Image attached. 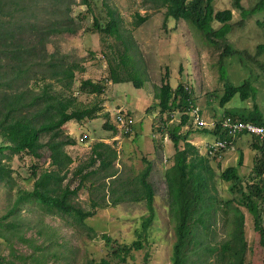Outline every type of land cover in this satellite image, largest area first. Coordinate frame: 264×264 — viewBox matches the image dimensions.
<instances>
[{
  "label": "rangeland",
  "instance_id": "obj_1",
  "mask_svg": "<svg viewBox=\"0 0 264 264\" xmlns=\"http://www.w3.org/2000/svg\"><path fill=\"white\" fill-rule=\"evenodd\" d=\"M7 2L8 8L15 12V21L10 27L17 29L23 26V36H26L24 30L32 23L40 28H50L56 22L59 23L58 27L66 26L74 30L51 31L46 44L47 55H53L66 67H82L84 72L75 69L76 77L70 86L55 80L47 82L53 84L54 91L76 97L77 108H98L99 117L71 120L64 126L65 135L72 138L75 144L65 146L72 163L62 186L69 183L74 189L83 174L97 170L84 182L86 187L71 197L78 207L94 212L93 216L79 224L66 214L46 215L37 205H22L21 215L29 225H24L18 232L20 236L13 237L10 244L0 238V261L37 264V257L45 251L64 254V259L60 260L48 257V264H97L107 257L104 250L106 241L102 239V235L107 234L121 244L141 240L143 248L132 252L122 264H171L175 234L174 224L166 210L168 189L164 177L166 170L174 164L176 152L169 132L181 123V114L176 111L172 120L168 121V115L162 113L154 98L156 87L163 81L172 88L184 85L208 122L225 117L227 111L252 110L254 105L264 115V0H240L241 7L237 6V0H215L214 12L230 10L233 19L225 24L229 29L227 34L213 37L211 42L186 20H166V9L151 0H89L90 5L84 4L83 0ZM138 16H146L147 21L139 23ZM112 19L118 21L119 33L110 34L97 28L96 24L106 28ZM211 26L220 29L223 25L214 20ZM127 47L131 54L128 62L140 78L141 87L136 86L134 80L111 81L112 68L124 71L121 62ZM45 65L32 63L30 68L32 72H41L45 71ZM83 80H90L104 90L93 94L82 87ZM245 82L251 85L248 100L244 101L238 93L227 104H221L226 83L241 86ZM28 83L34 92L42 90L36 85L32 86L34 81ZM15 87L13 85L10 92H15ZM118 114L134 121L130 132L122 130L126 123L125 119L117 122ZM189 116V123L182 126L179 133L184 136L191 131L188 140L202 155L205 145L211 143L212 139L190 125L194 122V116L192 113ZM47 139L43 137L44 142ZM229 140H232V144L221 157L217 160L209 158V164L215 170L219 199L233 197L229 190L230 183L220 177L222 172L228 167H236L239 175L248 182L252 178L257 155L240 138L229 137ZM99 142L109 144L118 154L116 162L105 171L99 170L98 162L93 167H87L93 156V148ZM180 146L184 148L183 140ZM8 157H11L10 161ZM240 158L243 160L241 166ZM0 159L12 167L14 178L12 188L0 183L1 217L13 204L19 188L32 190L35 182L32 172L39 175L44 170L52 169V166L47 148L41 150V157L38 158L25 153L12 155L10 150H6L3 155L0 154ZM148 164L152 168L149 182L155 191V219L147 234L140 230L151 212L144 200L135 201L133 198L139 191V178ZM81 167L84 168L83 173L76 174ZM111 172L116 175L108 178ZM259 179H252V182ZM237 206L245 215L244 231L248 249L244 264H261L264 262V249L255 230L254 218L246 208ZM43 224L50 229L45 228L41 234L39 228ZM52 231L56 233V241L67 246V249L51 240L49 234ZM231 232L228 217L219 210L207 230L198 228L196 237L203 238V245L214 247L220 246ZM205 258L207 264L215 260L209 253Z\"/></svg>",
  "mask_w": 264,
  "mask_h": 264
},
{
  "label": "trees",
  "instance_id": "obj_2",
  "mask_svg": "<svg viewBox=\"0 0 264 264\" xmlns=\"http://www.w3.org/2000/svg\"><path fill=\"white\" fill-rule=\"evenodd\" d=\"M58 1V0H54ZM84 4H89V0H83ZM160 3L166 9L165 19L186 20L190 25L197 27L207 40L211 42L213 37H224L229 29L227 23L233 19L230 10L214 12L215 0H151ZM17 4L19 2H16ZM240 6V0H237ZM14 13L8 8L7 0H0V138L3 144L0 145V154L10 150L12 155L30 154L33 157H41V150L47 148L50 152L52 169L44 170L37 175L32 172L35 179L32 190L19 188L13 204L7 210L6 215L0 217V238L10 244L13 237L20 236L19 231L24 225H29L27 219L21 215L22 205L34 204L46 215L63 213L73 218L79 224L94 212L85 211L72 202L71 197L78 195L88 180L97 170H91L83 174L77 187L71 189L69 183L62 186L63 181L69 174V166L72 157L66 152V145H73L75 141L64 133V126L71 120L82 121L86 118L95 119L99 117L98 108H77V98L65 96L64 92L54 91V86L47 80H55L70 86L76 77L75 69L84 72V68L77 66L66 67L63 62L54 59L53 55H47L46 44L53 32H73L74 30L66 26L58 27L59 23H52L50 28H40L37 24H30L28 29L23 26L12 29L10 26L15 21ZM138 22L147 21V17L138 16ZM217 20L223 26L220 29H213L211 23ZM137 22V23H138ZM97 28L107 33H119L118 21L112 19L106 28ZM23 54H25L23 56ZM131 55L129 48L125 49L120 69L112 68V83L135 81L136 86L141 87L140 78L131 69L128 56ZM32 63H45V71L32 72ZM118 67V66H117ZM31 69V70H30ZM122 73H125L124 75ZM34 81V85L42 90L34 92L28 82ZM15 85L16 91L10 92ZM82 87L90 90L93 94L101 93L104 88L94 84L90 80H83ZM6 88V89H5ZM65 90V89H64ZM251 85L245 82L241 86H234L226 83L224 93L221 97V104L230 102L238 93L246 101L250 98ZM154 98L163 114L168 115V121L172 120L175 112L181 114V123L169 132V136L175 144L174 164L165 172V182L168 189L166 199V210L170 221L174 224L175 240L172 249L171 264H207L205 258L207 253L214 256L212 264H244V256L248 246L245 238V215L237 206H242L254 218L255 230L260 238V244L264 249V140L261 137L254 138L247 130L229 134L222 124L226 117L244 122H253L257 125L264 124V116L258 106L254 105L252 110H231L227 111L225 117L217 121L211 128L201 126L192 122L199 132L210 136L212 142L205 145V153H199L198 148L189 142L191 131L184 136L179 133L180 128L190 121L189 114L197 108L184 85L180 84L172 88L169 83L163 81L156 87ZM75 109H72L74 108ZM202 115L199 110L196 115ZM194 116V117H195ZM167 121V120H166ZM166 123L165 121H163ZM113 128L112 126H110ZM47 137V141H43ZM229 137L240 138L243 144H247L257 152L255 166L252 170V178L248 182L239 175L236 167L226 168L221 179L230 183L229 190L233 193L231 199H219L217 197L215 170L209 164V158L217 160L232 144ZM246 138V141L244 140ZM257 137V136H256ZM184 141V148L180 143ZM225 143L221 148L217 143ZM93 156L87 167H93L99 163V170L105 171L117 160V151L104 142L97 143L93 148ZM242 157V156H241ZM11 160V157H8ZM243 163L242 158L239 165ZM84 168L81 167L77 173L82 174ZM152 168L151 164L144 169L139 180L140 187L135 201H145L148 210L151 212L141 225V232L149 233L150 227L155 219L154 199L155 191L149 182ZM115 172L109 173L108 178L114 177ZM260 178L258 182L252 179ZM0 183L13 187V169L8 162L0 159ZM89 188V187H88ZM127 192V190H124ZM222 210L228 217L232 226V232L220 246L208 247L202 244L203 238H197L198 228L207 230L211 225L217 211ZM40 233L45 232V228L50 227L45 224L40 226ZM51 240L57 246L65 247L64 244L56 241V233L49 234ZM106 241V258L97 264H122L132 252L141 250L143 244L141 240H136L131 244H121L107 234L102 235ZM38 248V247H37ZM67 249V246L65 247ZM39 249V248H38ZM14 254V251H12ZM48 257L55 260L64 259V254L44 253L39 255L35 261L37 264H48ZM198 257V259H197ZM0 261V264H15L12 261ZM91 264H95L94 262ZM261 264H264L261 263Z\"/></svg>",
  "mask_w": 264,
  "mask_h": 264
},
{
  "label": "built area",
  "instance_id": "obj_3",
  "mask_svg": "<svg viewBox=\"0 0 264 264\" xmlns=\"http://www.w3.org/2000/svg\"><path fill=\"white\" fill-rule=\"evenodd\" d=\"M124 119H125V123L127 125L124 124L122 130H124L125 133H128V132H130L134 121L127 119V117H125V116L123 117L121 114H118L117 122L121 123ZM196 120H197V123L201 126L207 125V123L205 121H203L199 117V115H196ZM223 127L225 129H228L229 134H235L237 132L247 130L249 133L260 136L261 138L264 137V126H256V125L249 123V122L234 120L233 118H227L223 122ZM217 145H219V147H221V148L225 147V143H223V142H219V143H217Z\"/></svg>",
  "mask_w": 264,
  "mask_h": 264
},
{
  "label": "clouds",
  "instance_id": "obj_4",
  "mask_svg": "<svg viewBox=\"0 0 264 264\" xmlns=\"http://www.w3.org/2000/svg\"><path fill=\"white\" fill-rule=\"evenodd\" d=\"M187 90H188V88H186ZM199 110L196 108L195 109V111L192 113V115L193 116H195V112H198ZM199 115V117L203 120V121H205L206 123H207V125H206V127H209V128H211L217 121H219L220 120V118L219 119H214V120H212V121H210V122H208V121H206L205 119H204V117H203V115H200V114H198ZM264 116V115H263ZM227 118H229V117H226L225 118V120L227 119ZM230 118H232L231 116H230ZM194 119H195V121H196V124H198L197 123V120H196V116L194 117ZM234 120H239V119H237V117H235V118H233ZM224 120V121H225ZM223 121V122H224ZM239 121H241V120H239ZM249 123H252V124H254V125H256V126H264V124H262V125H257V124H255V123H253V122H249ZM222 126H223V124H222ZM132 128V127H131ZM250 134H252V133H250ZM252 135H254V134H252ZM255 136H257V135H255ZM257 137H260V136H257ZM262 140H264V137L263 138H261Z\"/></svg>",
  "mask_w": 264,
  "mask_h": 264
}]
</instances>
